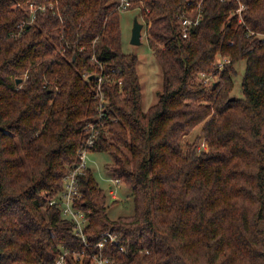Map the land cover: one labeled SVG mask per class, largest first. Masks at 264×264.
Returning <instances> with one entry per match:
<instances>
[{"label":"trees","instance_id":"obj_1","mask_svg":"<svg viewBox=\"0 0 264 264\" xmlns=\"http://www.w3.org/2000/svg\"><path fill=\"white\" fill-rule=\"evenodd\" d=\"M132 2L163 72L147 111L113 0H0V264H53L64 248L92 254L107 231L119 236L105 248L112 264H264V0ZM192 11L201 19L185 38ZM88 125L98 131L90 151L113 157L106 169L132 190L135 213L110 219L89 168L75 202L85 247L47 203Z\"/></svg>","mask_w":264,"mask_h":264},{"label":"rangeland","instance_id":"obj_2","mask_svg":"<svg viewBox=\"0 0 264 264\" xmlns=\"http://www.w3.org/2000/svg\"><path fill=\"white\" fill-rule=\"evenodd\" d=\"M34 12V10H32ZM144 24L143 10L141 7L130 8L120 11L122 50L126 53H133L138 56L137 70L140 76L142 88V106L147 111L152 105L159 100V93L163 90V72L159 61L153 53L149 45L147 26L144 24L142 29L141 43L134 44L131 42L132 30L135 19ZM259 36L264 37L260 34ZM225 62L226 58H219L217 62ZM237 74L234 76V91L238 97H243L242 80L245 73L246 61L242 60L236 64ZM202 124L197 126L190 135L184 136L185 139H195L201 135ZM200 147L207 145L203 140H199ZM88 166L93 172L94 179L99 187L107 196V212L112 220H116L120 216H130L135 213V205L132 190L127 185L117 184L112 175L107 171L106 165L113 162V157L104 151H89L87 153ZM113 186L114 193H110Z\"/></svg>","mask_w":264,"mask_h":264},{"label":"built area","instance_id":"obj_3","mask_svg":"<svg viewBox=\"0 0 264 264\" xmlns=\"http://www.w3.org/2000/svg\"><path fill=\"white\" fill-rule=\"evenodd\" d=\"M116 3V9L126 10L130 9L133 2L132 0H113ZM39 8H44L43 6ZM32 10L34 7L32 6ZM197 13V14H196ZM200 11L195 12L192 11L190 15H185L182 19L183 26V37H187L189 33V29L199 24L201 16ZM228 61V59H226ZM106 80V77L102 74L97 76V84L95 86L96 95L99 97L100 105L99 110L104 106V90L102 88L103 82ZM87 140L85 146L80 150L79 159L77 165L70 170V172L64 177L63 188L60 191L58 197L50 199L47 203L48 206L58 205L60 207L62 216L71 220L74 224V234L80 238L85 245V247H89V242L85 233V228L88 224L86 213L81 209L75 206V202L81 197L80 194V185L79 178L84 175L86 171L90 168L87 162V153L93 147L95 143V139L97 138V128L93 125L87 126ZM113 180L117 184H122L119 179H116L114 176ZM114 193L113 186H111L110 193ZM114 198L117 196L114 193ZM119 241V236L117 233L112 231H107L103 233L98 241L94 243L95 250L92 252H88L85 249L81 251H77L75 249H62L58 258L54 261L53 264H82L84 259L87 257H91L93 259L94 264H112V260L106 256L105 248L107 245H114ZM122 245V244H121Z\"/></svg>","mask_w":264,"mask_h":264},{"label":"water","instance_id":"obj_4","mask_svg":"<svg viewBox=\"0 0 264 264\" xmlns=\"http://www.w3.org/2000/svg\"><path fill=\"white\" fill-rule=\"evenodd\" d=\"M144 28V24L140 22L137 18L135 19L133 30H132V38L131 42L134 44L141 43L142 29ZM22 79H18L17 83H20ZM235 98V97H233Z\"/></svg>","mask_w":264,"mask_h":264}]
</instances>
